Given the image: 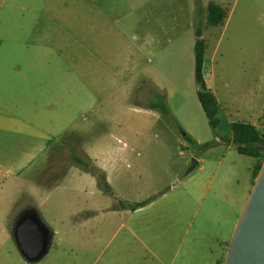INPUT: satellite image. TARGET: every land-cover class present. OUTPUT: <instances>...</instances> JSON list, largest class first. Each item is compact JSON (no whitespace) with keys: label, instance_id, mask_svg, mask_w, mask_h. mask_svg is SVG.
I'll use <instances>...</instances> for the list:
<instances>
[{"label":"rangeland","instance_id":"obj_1","mask_svg":"<svg viewBox=\"0 0 264 264\" xmlns=\"http://www.w3.org/2000/svg\"><path fill=\"white\" fill-rule=\"evenodd\" d=\"M210 2L228 11L225 25L207 24ZM198 27L226 110L217 137L202 111L193 119L189 113L194 99L181 43L195 41ZM43 36L47 52L62 55L61 98L53 102L59 145L72 139L51 153L48 170L41 163L30 178L0 188V264H225L258 160L223 138L231 136L230 122L255 123L264 134V0H0V38ZM153 78L170 89L169 116L144 108L157 91ZM188 133L198 144L219 141L201 149ZM101 142L125 146L126 155L106 156L112 187L102 210L80 223L71 216L80 196L52 185L73 155L87 158L81 147L94 153ZM140 202L147 205L134 211ZM30 203L53 234L35 263L13 235Z\"/></svg>","mask_w":264,"mask_h":264},{"label":"crops","instance_id":"obj_2","mask_svg":"<svg viewBox=\"0 0 264 264\" xmlns=\"http://www.w3.org/2000/svg\"><path fill=\"white\" fill-rule=\"evenodd\" d=\"M220 2L226 4L227 0H220ZM220 6L225 10L226 18L218 26L225 25V21L228 19V11L223 5ZM195 10H197V7H193L188 12L189 20L192 19ZM195 42L196 39L193 41L190 36L189 39L181 43L187 70L186 85L189 87L191 97L194 99L191 111H189L191 119L194 118V115L200 117L202 112L204 113L197 97ZM46 43V37L44 36L41 39L38 37L30 40L18 38L8 40L7 43L4 38H0V188L30 178L29 176L41 163H45L48 170L51 153L57 147L72 139L68 137L66 141L59 145L60 118H56L53 114V102L56 97L61 98L62 79L59 66L62 67V55L48 53ZM56 61L57 63H54ZM69 62H76V58L70 57ZM71 70L72 65H69V71L72 72ZM203 76L206 87L217 98L220 106L218 116H220L226 110L219 98L220 89L216 81V65L213 58L211 60L207 59L206 53ZM69 81V93L71 95L72 89H74L72 77ZM149 83L165 94L167 102L169 101L170 89L165 81L153 78L149 80ZM225 86H228L227 82ZM179 87H176L179 91H188V87L182 88L181 85ZM145 110L149 111L150 109ZM154 111L156 112V110ZM179 122L181 121L179 120ZM231 123L233 122H230L229 125ZM250 124L255 125V123ZM188 134L196 140L192 133ZM196 141L199 143L198 140ZM125 149V146L101 142L95 150L96 153H93L90 148L83 149V147H81V152L105 175L111 189L109 170L105 166L104 160L106 156L118 159L125 158ZM103 153H106V155H103ZM52 188L71 189L80 196V205H77L71 216L73 219L82 218L83 220L80 223L86 224L92 221L95 213L102 210L100 206L103 205V198L109 193L99 185L96 176L77 163L70 165L61 178L54 182ZM83 194H85V198L82 201ZM28 206H34V209L40 215L39 210L33 203Z\"/></svg>","mask_w":264,"mask_h":264},{"label":"water","instance_id":"obj_3","mask_svg":"<svg viewBox=\"0 0 264 264\" xmlns=\"http://www.w3.org/2000/svg\"><path fill=\"white\" fill-rule=\"evenodd\" d=\"M196 165L194 160L189 171ZM13 235L28 263L42 260L51 248L53 234L36 209L19 214ZM225 264H264V162L235 227Z\"/></svg>","mask_w":264,"mask_h":264},{"label":"trees","instance_id":"obj_4","mask_svg":"<svg viewBox=\"0 0 264 264\" xmlns=\"http://www.w3.org/2000/svg\"><path fill=\"white\" fill-rule=\"evenodd\" d=\"M226 18L225 10L215 2H210L208 5L207 14V24L209 26H218L223 23ZM196 42H195V80L198 86L197 97L201 107L208 119L211 129L215 132L221 123L219 118L220 106L214 93L206 87L203 69H204V59H205V43L202 39L201 28L198 27L195 30ZM153 99L150 100L145 109L159 111L164 116H169L170 109L167 104L166 95L158 92V90L153 93ZM231 136L228 138H223L227 142H231L237 149V151L246 156L254 157L258 160L253 170L254 178L256 179L261 166L264 162V134H262L259 129L250 123L243 122H233L230 124ZM217 137V136H216ZM185 138L190 141V143L197 145L201 149H210L215 147L218 141L215 139L198 144L190 136L185 135ZM72 159L75 163L82 166L84 169L90 171L94 176L97 177L99 185L104 188L105 191H109V185L107 183L106 177L101 171L92 163L88 158L84 159L77 155H73ZM147 205V202H140L134 204L132 209L135 211L141 207Z\"/></svg>","mask_w":264,"mask_h":264}]
</instances>
